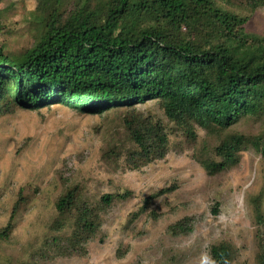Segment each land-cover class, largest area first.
<instances>
[{"label":"trees","instance_id":"16d2710c","mask_svg":"<svg viewBox=\"0 0 264 264\" xmlns=\"http://www.w3.org/2000/svg\"><path fill=\"white\" fill-rule=\"evenodd\" d=\"M55 1L41 3L46 18L32 48L15 55L0 46V113L58 103L94 114L128 108L124 133L100 150L114 171H138L166 156L165 127L135 108L151 100L189 139L196 127L218 138L212 157L200 162L209 176L236 164L246 145L259 151V140L223 133L242 118L264 119V34L245 29L264 0H68L65 8ZM196 29L205 33L202 43L191 39ZM61 182L65 190L54 206L59 216L72 213V228L48 243L52 258L85 254L110 206L130 195L90 203L74 176ZM192 219L167 232L189 234ZM209 254L213 264H224L229 251L219 245Z\"/></svg>","mask_w":264,"mask_h":264},{"label":"rangeland","instance_id":"374dc122","mask_svg":"<svg viewBox=\"0 0 264 264\" xmlns=\"http://www.w3.org/2000/svg\"><path fill=\"white\" fill-rule=\"evenodd\" d=\"M42 2L0 1V46L7 53L35 45L46 18ZM61 3L69 6L68 0L53 5ZM245 29L264 34V8ZM190 36L198 44L205 33L196 29ZM135 108L165 127L168 152L138 171L124 172L107 167L100 150L124 133L128 108L94 114L58 103L0 113V232L7 230L0 235V264H213L209 252L219 245L229 251L224 264H264V119L242 118L223 133L257 139L259 151L248 144L236 164L209 176L200 162L212 157L215 135L196 127L195 139H189L157 100ZM62 175L74 176L90 203L106 194L130 195L110 206L85 254L52 258L48 243L72 228V213L59 216L54 206L65 190ZM166 188L170 192L154 198ZM184 217L193 218L189 234L167 232Z\"/></svg>","mask_w":264,"mask_h":264}]
</instances>
